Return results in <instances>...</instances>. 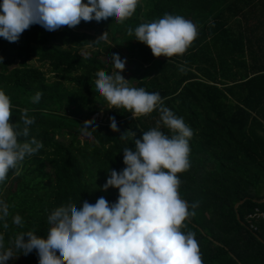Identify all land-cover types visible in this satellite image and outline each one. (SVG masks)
<instances>
[{
    "label": "trees",
    "instance_id": "trees-1",
    "mask_svg": "<svg viewBox=\"0 0 264 264\" xmlns=\"http://www.w3.org/2000/svg\"><path fill=\"white\" fill-rule=\"evenodd\" d=\"M165 13L197 27L182 55L155 57L134 31L128 35L129 28ZM113 53L126 60L124 71L138 80L135 87L158 92L164 106L193 131L190 168L177 174L178 192L195 212L182 231L195 234L203 264H264V218L253 217L256 210L264 212V0H139L123 23L109 17L55 31L33 24L17 42L0 37V90L11 99V122H20L19 110L29 109L35 122L27 139L43 143L25 157L20 175L10 169L0 184V200L25 222L19 229L10 216L7 231L0 223L5 246L16 231L34 230L46 238L47 217L55 207L71 202L79 208L100 197L117 202L118 189L102 188L109 171L126 167L123 150H134V140L156 127L160 113L134 118L123 108H110L98 93L96 72L117 71ZM33 57L59 78L29 64ZM154 67V75L141 78ZM38 91L42 97L34 104ZM100 112L103 117L85 129L84 122ZM110 117L119 131L110 128ZM160 130L173 135L162 124ZM123 133L126 139L120 138ZM7 264H39V257L35 250L14 253Z\"/></svg>",
    "mask_w": 264,
    "mask_h": 264
},
{
    "label": "clouds",
    "instance_id": "clouds-1",
    "mask_svg": "<svg viewBox=\"0 0 264 264\" xmlns=\"http://www.w3.org/2000/svg\"><path fill=\"white\" fill-rule=\"evenodd\" d=\"M139 0H2L0 3V37L17 42L21 34L33 24L48 31L63 26L75 27L81 21L115 18L123 23L130 18ZM146 44L155 57L182 55L198 35L196 25L180 15L165 13L149 23H143L128 35ZM106 32L99 38H104ZM3 57H0L2 63ZM126 60L113 53L111 64L117 71L107 74L96 72L94 81L98 93L110 108H123L134 118L158 110L160 119L156 127L143 132L135 139V149L123 150L122 171L111 169L103 190L118 189V200L109 203L100 197L94 204L84 201L81 207L69 202L55 207L47 217L46 238L34 230L16 231L5 246L4 233L0 232V264H7L14 253L28 255L35 250L39 264H203L198 241L191 231L184 232L186 220L195 215L180 198L178 173L190 168L189 140L192 129L182 117H177L164 106L158 92L131 87L121 73ZM180 71L186 69L181 66ZM41 92L31 98L39 103ZM13 105L10 97L0 90V184L9 170L21 173L26 156L37 153L43 143L30 136L35 118L23 108L20 122L12 123ZM110 128L119 131L115 117H110ZM91 120L83 127L90 128ZM161 124L173 135L160 130ZM126 133V132H125ZM123 133L121 139H126ZM135 136V134L133 133ZM24 137L26 139L21 140ZM196 203L191 205L192 209ZM11 224L24 228L19 214L10 213V205L0 200V223L5 231ZM27 238V239H26ZM59 253V255H57Z\"/></svg>",
    "mask_w": 264,
    "mask_h": 264
},
{
    "label": "rangeland",
    "instance_id": "rangeland-1",
    "mask_svg": "<svg viewBox=\"0 0 264 264\" xmlns=\"http://www.w3.org/2000/svg\"><path fill=\"white\" fill-rule=\"evenodd\" d=\"M102 59H104V57H102ZM29 64H31V65H35V66H37V67H40L41 69H43L45 72H46V74L48 75V77H50L51 79H57V78H59V74H58V72H53V70L49 67L48 68V66H44V65H42L41 64V62H39V60L36 58V57H33L30 61H29ZM125 64H127V62L125 63ZM157 65H155V67H156ZM153 68L152 70H151V73H148L146 76H142L141 78H145V77H148V76H152V75H154V73H155V71H156V68ZM121 75H123L124 76V78L125 79H127L128 80V83H130V85L132 86V87H135V85H136V82L138 81V80H135V81H131L130 80V78L127 76V73L125 72V71H123L122 73H121ZM141 78H138L139 80H141ZM103 117V114L100 112V113H98L91 121L92 122H97L100 118H102ZM104 119V118H103ZM105 120V119H104ZM66 141H68L69 139L68 138H64Z\"/></svg>",
    "mask_w": 264,
    "mask_h": 264
},
{
    "label": "built area",
    "instance_id": "built-area-1",
    "mask_svg": "<svg viewBox=\"0 0 264 264\" xmlns=\"http://www.w3.org/2000/svg\"><path fill=\"white\" fill-rule=\"evenodd\" d=\"M252 215L249 216V218H251ZM256 216V217H262L264 218V212H261L260 210H256L254 212V215L253 217ZM253 228H255V225L254 224H251Z\"/></svg>",
    "mask_w": 264,
    "mask_h": 264
},
{
    "label": "water",
    "instance_id": "water-1",
    "mask_svg": "<svg viewBox=\"0 0 264 264\" xmlns=\"http://www.w3.org/2000/svg\"><path fill=\"white\" fill-rule=\"evenodd\" d=\"M245 201H242V202H240L239 204H241V203H244ZM239 204H237L236 206H238Z\"/></svg>",
    "mask_w": 264,
    "mask_h": 264
}]
</instances>
